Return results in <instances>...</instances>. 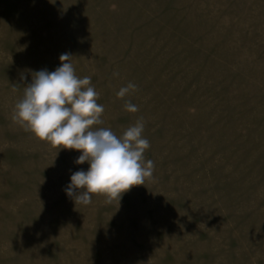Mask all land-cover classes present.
Returning a JSON list of instances; mask_svg holds the SVG:
<instances>
[{"label":"rangeland","instance_id":"rangeland-1","mask_svg":"<svg viewBox=\"0 0 264 264\" xmlns=\"http://www.w3.org/2000/svg\"><path fill=\"white\" fill-rule=\"evenodd\" d=\"M64 53L101 127L143 118L153 177L119 204L74 203L81 153L12 119ZM0 264H264V0H0Z\"/></svg>","mask_w":264,"mask_h":264},{"label":"clouds","instance_id":"clouds-1","mask_svg":"<svg viewBox=\"0 0 264 264\" xmlns=\"http://www.w3.org/2000/svg\"><path fill=\"white\" fill-rule=\"evenodd\" d=\"M59 60L60 66L54 71L32 74L23 99L14 106L12 119L59 150L81 153L75 163L87 162L88 170L74 172L65 189L74 203L88 205L95 194L106 197V203L119 204L123 193L153 177L154 162L146 161L144 156L150 143L143 136V118L119 137L110 128L101 127L105 109L97 103L99 93L91 77L75 74L71 54H61ZM136 91L137 85L129 82L116 93L129 113L139 111L126 99Z\"/></svg>","mask_w":264,"mask_h":264}]
</instances>
